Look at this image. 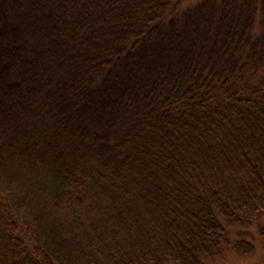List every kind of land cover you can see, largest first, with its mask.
<instances>
[{
	"label": "trees",
	"instance_id": "1",
	"mask_svg": "<svg viewBox=\"0 0 264 264\" xmlns=\"http://www.w3.org/2000/svg\"><path fill=\"white\" fill-rule=\"evenodd\" d=\"M171 1L0 0V264H205L264 215V0Z\"/></svg>",
	"mask_w": 264,
	"mask_h": 264
},
{
	"label": "rangeland",
	"instance_id": "2",
	"mask_svg": "<svg viewBox=\"0 0 264 264\" xmlns=\"http://www.w3.org/2000/svg\"><path fill=\"white\" fill-rule=\"evenodd\" d=\"M199 1L172 0L171 4L179 3V9L183 10ZM224 226L227 230L228 245L224 244L222 253L207 259L205 264H264V215L252 218L244 216L239 221L229 222ZM239 241H246L251 244L254 249L253 252L239 257L232 248Z\"/></svg>",
	"mask_w": 264,
	"mask_h": 264
}]
</instances>
